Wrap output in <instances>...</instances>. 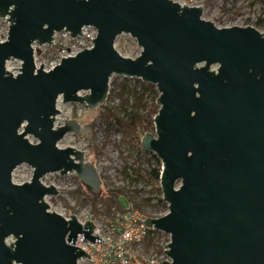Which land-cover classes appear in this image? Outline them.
Returning a JSON list of instances; mask_svg holds the SVG:
<instances>
[{"label":"water","instance_id":"obj_1","mask_svg":"<svg viewBox=\"0 0 264 264\" xmlns=\"http://www.w3.org/2000/svg\"><path fill=\"white\" fill-rule=\"evenodd\" d=\"M201 10L170 0H0V18L10 24L0 44V264H77L89 259L75 246L78 237L103 242L91 221L49 211L45 198L58 192L42 180L75 174L99 194L93 163L57 146L79 134V123L56 127L54 119L60 99L91 110L103 105L113 76L151 83L159 93L154 133L140 147L162 165L168 212L144 221L169 236L168 261L160 264H264V34L218 28ZM91 26V50L48 72L35 68L32 44H51L63 30L75 38ZM125 34L141 48L136 59L115 50ZM13 59L21 62L15 76L5 69ZM23 164L33 174L15 184Z\"/></svg>","mask_w":264,"mask_h":264},{"label":"rangeland","instance_id":"obj_2","mask_svg":"<svg viewBox=\"0 0 264 264\" xmlns=\"http://www.w3.org/2000/svg\"><path fill=\"white\" fill-rule=\"evenodd\" d=\"M241 3L242 4H240L237 8L236 13L238 14V16L242 17L243 20H253V26H256L254 20L256 21L259 17L264 16V13H262V3L260 1L256 2V0H242ZM219 4L220 6L217 5L215 6V8H212V10L214 9L216 12L219 10L226 12L232 9V7L229 8L225 4ZM204 16L206 18L212 17L209 12L204 14ZM9 25L10 24H8L6 19L0 18V41L5 38V33L9 29ZM258 30L259 32H263L264 27H261ZM114 47L115 50L125 58L127 57L130 59H136L141 54V48L129 34L117 37ZM46 49L47 46L40 45L39 57L41 58L40 60L43 65H45L47 63V60L50 58L48 54L46 55ZM7 63L5 65V68L8 66V72L13 76L16 75L18 73L17 68L20 66L21 62L19 60L13 59L7 61ZM116 77L118 76H113L109 82L110 91L105 103L103 105H100L102 108H106V106L115 107L119 103V99H117L116 93L114 94L112 84H110L112 83V80L116 79ZM132 84L133 81H131V85ZM86 94H88V92L82 91L81 93H79L80 96ZM58 101L59 102L57 103V107H59L61 111L57 109L59 114L54 119L55 126L58 127L63 125V123H65L66 121L75 120L77 123H79L80 130L79 134H67L57 144V146L61 149L71 147L83 152L85 161L93 163V165L96 167L99 177L102 180V185L103 183L107 184L108 186L109 184L111 186L126 185L127 181L125 178H123L121 170L126 166V164H142L139 163L140 154H136V148L131 143L130 145L120 143V135L113 132L107 126V124L101 121V119L99 118V112L102 111L100 106H98L94 110H91L76 103H64L61 99ZM142 136L143 135L139 137V141L141 140ZM28 139L33 144L37 143V141L30 135H28ZM96 148L98 149V151L94 152ZM144 154L151 155L150 153ZM32 174L33 170L30 166H27L25 164L20 165L14 170L12 174V182H14L15 184L28 182ZM42 182L46 186L53 185L58 192L57 195H54L53 197L45 198V203L48 204L50 212H55L66 218L75 215L81 222L89 220L93 224H95L98 235H101L103 238H118L119 228L123 224L121 223V214H113V216H115V220H112L111 218L109 219L104 213H100L98 216L94 215V213L91 212L90 205L88 204L78 205L77 202H75V195L71 193L77 189L79 184L82 183L78 180L75 174H65L63 176H60L57 173L47 174L43 177ZM102 185L100 187V190L102 188ZM142 186L140 183H134V185L130 186V188L134 187L142 189ZM83 188L84 190H88L89 192H91L89 188L84 186ZM101 191L99 192V194L101 193ZM156 192V194L158 195L157 190ZM144 197H148L146 193H143V195L141 196V198ZM70 208H74V214H68ZM96 208L101 211L100 204ZM113 209L115 210V208H112L111 212L113 211ZM167 212V209H161L159 211L155 210L153 214L152 210H150L148 211V214L150 216L155 217L157 215V217H160L166 215ZM10 241H12L11 238H9L8 242ZM164 243H167V241L161 242L162 245H165ZM149 252V250L145 252L143 248H140L138 246L131 247V253L134 258L138 257L139 259V257L141 258L144 256L150 257ZM154 260H157V263L160 261H168L167 257L164 254L163 256L157 254V257L154 258Z\"/></svg>","mask_w":264,"mask_h":264},{"label":"trees","instance_id":"obj_3","mask_svg":"<svg viewBox=\"0 0 264 264\" xmlns=\"http://www.w3.org/2000/svg\"><path fill=\"white\" fill-rule=\"evenodd\" d=\"M262 3V13H264V0H256ZM256 28L264 27V16L259 17L255 22ZM131 81L133 84L131 85ZM114 94L116 93L119 103L117 106L102 108L99 112V118L102 122L115 133L120 135V143H130L136 148V154H140L139 164L131 163L121 170L123 178L126 179V185L109 186L103 183L101 193L93 195L88 190H84L83 185L79 184L77 189L71 194L75 195V202L78 205H90L91 212L98 216L104 213L109 219H114L112 208L118 212H123L127 208L136 210L145 218L151 217L148 210L167 209V203L163 199L157 197L153 202L149 197L141 198L143 193L149 196L151 193L158 191L161 194L159 185L160 173L162 165L155 154H151L148 160L145 159V152L140 148L139 137L146 133L154 132V120L159 107L157 100L159 93L157 87L153 84L144 83L140 79L120 78L112 80ZM98 151L96 148L94 152ZM134 183H140L142 189L130 188ZM100 204L101 211L96 207ZM74 208L69 209L68 214H74ZM154 218V217H152ZM148 240L144 242V251L152 249L155 254L163 253V249L158 241L156 244L155 237L150 238V235H158V239L164 237L158 231L149 232ZM138 264H142L141 259H136Z\"/></svg>","mask_w":264,"mask_h":264},{"label":"built area","instance_id":"obj_4","mask_svg":"<svg viewBox=\"0 0 264 264\" xmlns=\"http://www.w3.org/2000/svg\"><path fill=\"white\" fill-rule=\"evenodd\" d=\"M169 1V0H168ZM173 3L179 5L180 7H188V8H201V19L204 21L211 22L214 26L218 28H230V27H255V29L259 32V28H256V26H253V20H243L242 17L238 16L237 8L239 7L242 0H170ZM219 3H222L227 5L229 8L232 7V9L223 12V11H215L212 8H215V6L219 5ZM210 13L212 16L211 18H206L204 14ZM257 21V20H256ZM254 20V22H256ZM251 24V25H249ZM249 25V26H248ZM82 35L77 37H72L71 33L66 32L65 30L58 32L54 35L53 40L51 44H46V55L50 56V58L47 60V63L43 65L41 63L40 56V45L38 44H32L33 49V57H34V66L36 69H39L40 65L42 64V68L48 72L52 69H54L56 66L59 65L61 60L64 58H70L77 56L78 53H81V51L85 50H91L94 46V43L92 42L93 39H96L97 32L94 29V27H84L80 31ZM8 30L5 33V38L0 41V44L7 40L8 38ZM260 34H264L263 32H259ZM121 36V35H120ZM119 37V36H118ZM117 38V37H116ZM116 40V39H115ZM9 63V62H8ZM7 63V64H8ZM20 66L17 68L18 73H20ZM8 66L6 67V69ZM17 73V74H18ZM16 74V75H17ZM15 76V75H14ZM146 153V152H145ZM150 158V155L145 154V159L148 160ZM159 186V185H158ZM161 189V188H160ZM156 190L151 193L148 197L152 199V201H155V198L159 197L162 199V192L161 194L157 195ZM150 211L149 209H147ZM113 214L119 213L121 214L123 227L119 228V235L117 239H112V237L109 238H103L101 235H98L96 229L93 232V235H98V237L103 241L100 243H88L83 241L82 237H78L75 246L78 248L80 247L88 258H80L77 262V264H138L136 259L134 258L131 253V247L138 246L140 248L144 249V242L145 240H148L149 232H156L153 228H148L145 225V217L141 215L139 211L131 210L130 208H127L122 213L118 212L113 209ZM115 217V216H114ZM154 216H151L152 218ZM161 217V216H160ZM64 219H69L66 217H63ZM158 218L157 215L153 218ZM78 219V218H77ZM115 220V219H114ZM78 221L81 224H84L85 222H81L79 219ZM111 221V220H110ZM160 233V232H159ZM164 237H161L158 239V235L154 236L153 234L150 235V238L155 237L156 244H160L161 249H163V253L159 254L165 255L166 246H168L169 243V236L164 235L161 233ZM80 240V241H79ZM164 241L167 243H164L165 245H162L161 242ZM10 242H7L9 244ZM150 257L144 256L139 257L141 259L142 264H160L163 261L156 262L157 260H154V258L157 257V254L154 253L152 249L149 250ZM166 256V255H165Z\"/></svg>","mask_w":264,"mask_h":264},{"label":"bare ground","instance_id":"obj_5","mask_svg":"<svg viewBox=\"0 0 264 264\" xmlns=\"http://www.w3.org/2000/svg\"><path fill=\"white\" fill-rule=\"evenodd\" d=\"M6 69V68H5ZM110 91V90H109ZM109 94V93H108ZM57 109L59 110V111H61V109L59 108V107H57ZM80 241V240H79Z\"/></svg>","mask_w":264,"mask_h":264}]
</instances>
